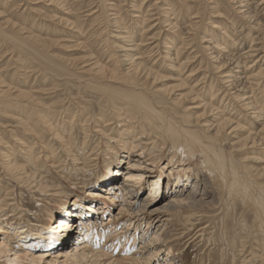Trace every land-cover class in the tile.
<instances>
[{"label":"rangeland","instance_id":"obj_1","mask_svg":"<svg viewBox=\"0 0 264 264\" xmlns=\"http://www.w3.org/2000/svg\"><path fill=\"white\" fill-rule=\"evenodd\" d=\"M237 1L64 0L63 4H50L49 0H0V221L3 226L7 225L9 229H14L15 226L25 229L27 227L28 240L36 236L35 233L39 229L42 232L58 234L69 230L78 222L76 241L65 244L67 249L51 246L48 260L56 255L59 249L74 251V244L82 242V239L87 240V235L84 231L80 232V228L93 224L98 230V236L94 238L97 245L90 243L92 247H103L115 256L111 259L99 257L96 259L97 264H107L111 260L113 264L116 261L119 264H132L131 255L133 258L141 256L140 264H264V145L251 146L246 128L254 132L260 129V125L246 114H233L245 128H225L220 132L224 135L221 137L218 133L216 137V143L224 141L222 148L227 165L224 169L219 168V172L208 173L201 170L203 154L199 150L194 157L189 158L180 146L176 147L167 137L163 136L162 140L158 133L153 137L154 141L143 140L147 148H144L145 155L153 150L152 142H156L155 148L157 147L158 151H153L155 164L150 165L152 170L147 171V175L140 180V188L131 185L128 192H125L127 194L122 197L132 200L135 196L133 203L129 204V209L142 210L139 223L132 222L128 226L127 220L133 216H129L126 208L119 211L120 202L115 201L118 199L111 201L104 197L107 183L102 180L103 176L107 178L114 174L117 160H120L125 151L120 142L123 136L122 139L119 136L109 139L107 135H115L122 130L124 133L125 130L114 124L112 127L115 128L112 129L115 131L111 129L101 135L103 123L97 124V120L99 117H104L103 120L109 119L108 115L114 109V103L110 102L126 88H136L149 95L152 101L162 100L158 106H164L162 108L166 116H175L177 120L186 117L192 121L193 129L198 126L197 122L202 116L206 119L209 117L208 111L203 112L201 106L210 101V78L213 79L212 82L216 81L219 75L217 67L224 61L223 58L215 60L213 57L214 51L217 50L212 47L215 45L214 41L221 44L219 46H223L227 53L236 54L237 51L246 50L250 41L246 37L242 47L235 46L234 41L231 43L229 38L235 39L233 34L236 30L243 26V33L252 36L255 35V27L264 30V15L244 17L243 8L246 5L239 7ZM240 1L241 5L246 2ZM248 1L249 6H253L261 0ZM107 3L110 4L105 5ZM93 4L97 12L90 17L86 9H90ZM134 14L145 17V22L142 24L139 18L135 20L136 18L132 17ZM195 15V18L190 19ZM191 22H195L196 26L189 25ZM114 31L124 32V36H128L134 44L141 42V38L144 39L142 45L135 50L140 52L145 64L137 72H133L134 66L129 67L132 65L130 60L122 62L116 57L117 48L111 44L113 40L110 36L116 33ZM263 34L255 43L264 44ZM181 36L185 38L183 45L180 43ZM205 40H210L212 45ZM166 45H170L173 50H169L167 59H164L168 52L164 47ZM177 46L180 47V52L175 57L174 49L178 48ZM134 61L136 63L138 60ZM246 63L249 64L248 61ZM148 67L151 68L149 73L143 71V68ZM192 71L198 73L189 81L186 76ZM108 72L110 76L107 75ZM204 73L209 78L205 80L202 93L193 98L191 93H188V88L196 77L197 80ZM262 84L264 89V79ZM8 86L11 89L6 90ZM19 91L27 93V96L22 97ZM255 95L254 104L258 101L255 106L262 112L264 93L255 91L253 97ZM219 99L215 98L214 106L224 109L228 103L224 99L220 106ZM17 101L20 105H17ZM114 105L117 106L116 102ZM46 108L51 111L50 124L36 123L35 129L40 128L39 130L30 132L25 126L17 123V118H22L26 109L34 116ZM231 108L230 106L225 110L226 115L231 112ZM261 115L263 117L264 113ZM88 117L91 119L88 122L91 132L88 131L84 153L86 156L90 152L95 154L94 157L91 155L83 160L79 158L86 136L82 124ZM94 122L96 127L93 126ZM154 123L158 124L160 120L155 119ZM248 124L252 126L251 129ZM212 142L216 144L215 141ZM233 142L236 143L230 145ZM27 145L32 147L34 152L29 161L28 156L25 157L27 154L24 155L25 149L29 150ZM12 148L15 149L14 155H11ZM37 153L40 162L36 164L33 158ZM4 154L7 157H4ZM136 155L137 153L131 152L125 160L127 165L125 163L123 167H129ZM8 156L10 160L16 159L18 165L26 168L34 181L27 184L19 182L15 178L16 172L6 170L4 163ZM76 160L86 164L85 174L79 170L80 166L76 165ZM106 163L110 165L107 166ZM229 163L237 168L240 177L246 181L244 185L249 188L245 192L239 184H232V175L228 173ZM171 170L173 173L169 174ZM126 173L128 172L118 173L117 185L123 184ZM172 174H178L183 180L185 174L193 181L207 180L205 185L210 196L198 203L193 211L184 212L182 215L173 214L176 209H171L172 215L154 212L156 207H161L165 200L172 196L170 191L178 189H174ZM168 175L171 178L168 179ZM167 179L169 181H166ZM42 181L52 184L58 191H45L41 185ZM83 181H86V184L80 183ZM193 181L189 182V189L201 192L203 187H198ZM145 199L147 201L143 207L141 202ZM96 203L107 205L108 208L99 210V207L95 206ZM80 210L85 216L81 217ZM109 215L116 222L110 227L111 234L104 238L102 229L108 226ZM8 232H0V237L8 235L10 246L17 248V234L12 236V233ZM155 232H158L160 237L158 244L147 246L145 243L150 241ZM42 239L46 237L43 236ZM122 247L124 252L120 249ZM149 249L158 252L150 259ZM42 250H46V247L36 249L35 252ZM147 259V263H144ZM58 262L55 264H62ZM0 264H8V261L0 258Z\"/></svg>","mask_w":264,"mask_h":264},{"label":"bare ground","instance_id":"obj_2","mask_svg":"<svg viewBox=\"0 0 264 264\" xmlns=\"http://www.w3.org/2000/svg\"><path fill=\"white\" fill-rule=\"evenodd\" d=\"M49 1H50V4L54 3V2L55 3L59 2L60 4L64 3V0H49ZM104 2H106V0H104ZM248 2L249 1L246 0L245 4H243V5H241L242 1H240V0L236 2L240 5L239 7H245V5H246V7L243 8L244 9L243 15H245L244 17L250 18L253 15L254 16L264 15V12H262V10L264 9V0H261L259 3H255V5H253V6L252 5L249 6ZM108 4H110V3H107L105 5H108ZM86 12H87L88 16H90V15L92 16L95 12H97L95 5L90 7V9L89 8L86 9ZM88 13H90V14H88ZM113 14H115V13H113ZM132 17L136 18L135 20H137V18H139V20L141 19L142 24H143V21L145 22V17H139L138 15L136 16L135 14ZM195 17H196V15L191 16L190 19H193ZM259 21H261V20H259ZM259 21H256V23H258ZM242 24H244V23H242ZM252 24H254V23H252ZM172 25H174V27L176 26L175 24H172ZM189 25H191L193 27L196 26L195 22L194 23L191 22ZM254 26H256V25H254ZM254 26L252 28H254ZM110 28H112V27H110ZM242 29H243V26H241L239 30L235 31V33L233 34L235 36L234 37L235 39H233L232 37L229 39L231 40V43H232V41H234L233 44L235 46H238L241 44L243 45L245 43V38L247 37V39L250 40L249 45H248V47L246 46L247 49L244 50L243 52L241 50V51H237L238 53H236V54H230V53H227L225 50H223L224 47L223 46H222L223 48L220 47L219 45H221V44H219L217 41H214L215 45H212L210 40H209V42L207 40H205V42H208V44L210 43V45H212L213 48L217 49L214 51L215 56H213L216 58L215 60H217L218 58H220V59L223 58L224 61L220 66L217 65L218 66L217 68L219 69L218 70L219 75L217 76L218 78L216 77V81L212 82L213 79L210 78V82H209L210 87L209 88L211 90L210 93H212V97L210 98V101L206 104H203V106H201L203 109V112L206 111L205 113H207V111H208L209 117L206 119L202 116L199 119V121L197 122L198 126H196L194 129H193V127H194L193 124H191L192 121L188 120V118L183 117V118H179V120H177V119H175V116H172V115L166 116L164 108H162L164 106H162V107H160L161 105L158 106V104L162 103V100L161 101L160 100H156V101L153 100L152 101L150 99L151 97L149 95H145L143 92L136 90V88H134V87H133L134 89L126 88L125 90H123V92H121L120 95H118V97L116 99L114 98L115 100L113 102L109 99V101H111L110 103L115 104V102H116V104H117V106L112 104V106H114V109L111 110L110 115H108L109 119L103 120L104 117L98 118L97 124L103 123V126L100 129L101 135L105 134L106 131H109L112 128H115V127H112L114 124L120 125L121 129L125 130L124 133L122 132L123 131L122 130L118 134L116 133L115 135L114 134L113 135L112 134L107 135V137L109 139L112 138L113 136L114 137L119 136V138H121V136H123V140H120V142H122V148L125 151H124V155L120 158V160H119V158L117 160L118 163L116 164L114 174L111 172L112 175H109V177H107V178L105 176H103L104 178L102 180L104 183H107L106 195L104 197L111 200V201H113L114 199H118L115 201L120 202L119 211L121 212V210L126 208V210L129 211V216H131V215L133 216V218L130 217L131 219L128 218V220H127L129 222L128 226L132 222L133 223H135L136 221H137V223L140 222L139 215H141L140 213H142V210L134 211L132 209H129L130 208L129 204L133 203L132 200L135 198V196L132 197V200H127V197H125V198H122V197L124 194L125 195L127 194L125 192H126V190L128 192L129 186L137 185L138 188H140L139 187L140 180L143 179L145 177V175H147V173H148L147 171L152 170L151 166H153L155 164V161H156V158L154 156L155 154L153 153V151L155 149L156 150L158 149L157 147L155 148L156 142H152V149L153 150H151V147H150V150H151L150 153H148L149 152L148 151L147 152L148 154L145 155L144 148H146V146L144 145L143 140L148 141L150 139H153V137L158 133L157 135H160V137H162V140H163V136H164V137L171 139L174 142V144L176 145V147L180 146V148L182 149V152L184 151L189 158L194 157L195 153L198 152V150H199V152H201L204 155V156L202 155V158H203L202 161L203 162L201 163L202 169L201 168L200 169L205 170L208 173L219 172V168L224 169L227 165H226V158H225L226 156L224 155L223 148H222L224 141H219L218 143H216V137L218 136V133H220L221 130H224L225 128H230V127H231V130L238 129L239 127L245 128L243 125L242 126L240 125V122H239V120H237V117L233 115L235 113L237 116H239L241 114L242 115L246 114L255 123H257V122L259 123L260 129L258 131L254 130V132H253V131H249L246 128L247 137L250 138V141L252 144L251 146H253L254 144L264 145V116L262 117L263 114L261 115V113L262 112L264 113V111L261 112L259 107L255 106V104H258V101H257V103L254 104V100L256 98V95L253 97V93L255 91H260V92L264 93V89L262 87V85H263L262 81L264 79V44L262 42L255 43L256 41L261 39L260 37L262 36V33H264V30H260L259 28L255 27V29H254L255 35L252 36L249 33L248 34L243 33ZM114 32H116V33L114 35H110V36L113 40V41H111V44L115 47V49L117 48L116 52L118 55L116 54L117 56L116 55L115 56L118 57L120 59V61H122V62H126V61L128 62V60H130L129 62L132 63V65H130L129 67L134 66L132 68V70H133V72H137L140 69V67L144 66L145 64H144V58L142 56H140V52H137L135 50H137V48L142 45V43L144 42V39L141 38V40H140L141 42H139L138 44H134V43H131V40L128 36H124L125 35L124 32L123 33L120 31H114ZM111 34H112V32H111ZM181 37H180V41H181L180 43L183 45V44H185V38H183V37L181 38ZM218 38H219V36H218ZM218 38H217V40H218ZM169 41H171V39ZM150 42H153V41H150ZM111 44H110V46H111ZM120 44H122V45H120ZM144 45L146 46L147 44L144 43ZM242 45H241V47H242ZM164 47L168 49V52H166V54L164 56V59H167V55L169 54V50H171L172 48L170 45L169 46L166 45ZM179 49H180V47L174 49L175 57L178 56V53L180 52ZM238 49H240V48H238ZM133 51H135V53H132ZM118 52H121V54H119ZM134 59L138 60V61L135 63ZM247 61L249 62V64L246 63ZM257 67H259V68L257 70H255ZM143 69H144L143 71L149 73L151 68L148 67V68H143ZM100 70H101V68H100ZM119 70H120V68H119ZM102 72H103V70H102ZM95 73H97V71H95ZM197 73L198 72L192 71V72L188 73L186 78L189 81H191L192 78L197 75ZM104 74H105V72H104ZM107 75H109V72ZM113 75H114V73H113ZM207 77L208 76H206L204 73L203 76L197 80H196V78H197L196 77L193 81L194 83L189 86L188 93H191L193 98L198 97L200 95V93H202V91H203L202 88L205 86V82H206L205 80ZM215 84L216 85L218 84V86H215ZM207 85H208V82H207ZM6 88H7L6 90L11 89V87H9V86ZM28 93L30 94L31 92H28ZM19 94L22 95V97L27 96V93H25V92L19 91ZM32 95H34V94L32 93ZM28 97H30V96H28ZM217 97H218V99L220 98L219 99L220 100L219 101L220 106L223 104L224 99L227 101L226 103H228V105H225L223 107L224 109H220L221 107L218 108V107L214 106L215 105L214 100ZM17 103H18V101H17ZM165 103H167V102H165ZM17 105H20V102ZM230 106L232 107L230 109L231 112L228 115H226L227 113L225 112V110L228 107L230 108ZM207 107H209V110H207ZM225 107H227V108L225 109ZM26 110H25L26 113H25V115H23L22 118L19 119L20 116L17 118L18 119L17 123L25 126L26 129L29 130L30 132L40 129V128L35 129L36 123L39 125L40 124L44 125L50 121V115H51L50 112L51 111H49L48 108L42 110L41 113L37 112V114H35L34 116L32 115L31 112H28L29 111L28 109H26ZM175 113H177V112H175ZM155 119H157V121L160 120V123H158V124L154 123ZM161 120H162V122H161ZM83 121H84V123L82 124V128L84 129L86 136L84 137L85 139L82 142L83 145H82L81 149H83V150H81L82 152L80 151V153H82V154H80L81 156L79 158L80 159L82 158L84 160L86 157H89L91 155H93V157H94L95 152H90L88 154V156H86L84 153L85 152L84 148L87 146V141H88V139H87L88 138L87 134L89 131L88 122L91 121V119H90V117H88V118L84 119ZM49 124H50V122H49ZM97 124H96V122H94L93 126L96 127ZM194 125H196V124H194ZM252 125H253V123H252ZM248 127H250V125ZM251 127H250V129H251ZM97 128H95V129H97ZM112 130H114V129H112ZM61 131H62V128H61ZM117 131H119V130L117 129ZM158 131H160V132H158ZM89 132H91V131H89ZM151 134H153V135L151 136ZM220 135H221V133H220ZM223 135L224 134H222L221 137ZM37 136H39V135H37ZM94 136H96V134ZM152 141H154V139ZM212 141H215L216 144H213ZM150 143H151V141H150ZM235 143L236 142H233L230 145H233ZM27 147H29V146L27 145ZM148 147H149V145H148ZM14 150L15 149L12 148L11 155H14V152H13ZM156 150L154 152H156ZM131 152L137 153V155L135 156L136 159H134L131 163H129V167L128 166L123 167V164L126 163V165H127V161H125V160H127V158L130 156ZM33 153L34 152L32 150V147H29V150L25 149L24 155L27 154L25 157L28 156V161L31 160V158H32L31 155ZM52 153H53V151H52ZM111 153H113V152H111ZM114 154L116 155V153H114ZM72 156H73V154H72ZM4 157H7V155L4 154ZM29 157H31V158H29ZM173 158H174V156H173ZM33 159H35L34 161H36V164L40 162V156H38V153L35 155V157ZM53 159H55V158H53ZM49 160H50V158H49ZM231 161L232 160L230 159V162ZM74 162H75V159H74ZM51 163H53V162H51ZM229 164H230V168H229L228 173L230 175H232V178H233L232 184H235V185L239 184L240 188L243 189L242 191L245 192L249 188V187H246L244 185L246 181L244 182L242 177H240V175L238 174L237 168L234 165H232L231 163H229ZM76 165L80 166L79 170H81L85 174L84 171H85L86 164L83 165V162L77 161ZM106 165L109 166L110 164L106 163ZM4 166H5L6 170L16 172L15 178L19 182H23V183L27 184V183H31V181H34L31 177L32 175H30L28 173L26 168L17 164L16 159L10 160V158L8 156V158H6V162L4 163ZM49 166H51V165H49ZM56 167H58V166H56ZM188 170L189 169L187 168V171ZM123 172H128V173H126L124 175L125 178L123 180L124 182H122L123 184L120 183L117 185L116 181H117V178L119 176L118 173H123ZM183 172L186 173L185 169H183ZM171 173H173L172 170H171V172H169V174H171ZM173 175L174 174H172V180H174L173 181L174 189L178 188L177 191H175V190L170 191L172 193V196H170V198L165 200L164 204L161 207H156L153 210L154 212H165L167 214H170L171 209H176L177 211H173L174 212L173 214L182 215L184 212L193 211L198 203L203 202V200H205L206 198H208L210 196L209 190L207 189V187L205 185L207 183V180L199 179V180L193 181V180H190L191 177L189 178L188 175H186V174H185L186 177L183 180V179H181V177L178 174H176L174 176ZM169 177L171 178V176L168 175V179H169ZM78 178H79V176H78ZM82 178H84V177H82ZM168 179L166 181H169ZM38 180H40V179H38ZM46 181H42L43 183L41 182L42 188L45 189V191H52V190L56 191L57 188H54V186H52V184H49ZM190 181H193L194 183H196L198 187L201 185L203 187L202 191L199 192V190H197V189H196L197 191L193 190V189H189L188 185H189ZM201 181H202V183H201ZM38 183H40V182H37V184ZM80 183L86 184V181H83ZM121 189L123 190L122 192H121ZM168 189H170V188H168ZM117 190H119L118 193L116 192ZM57 191H58V189H57ZM146 201H147V199H145L141 202V203H143V207H145ZM5 202H7V201H5ZM260 205H262V204L260 203ZM95 206H97V208L99 207V210L108 208L107 205H103L102 203L101 204L96 203ZM80 212L79 213L81 214V217H82V215L85 216V214H83L81 210H80ZM170 215H172V214H170ZM108 218H109L108 226H106V224H105L106 227L104 229H102L103 230L102 234H103L104 238H106L107 236H109L111 234L110 227L112 226V223L114 222L112 219V216L110 217V215H109ZM79 219L80 218H78V220ZM165 221H166V219H165ZM85 222H87V220ZM3 223H5V222H3ZM77 224H78V222H76V224H73L69 230L67 229L66 231H62L60 233L57 232L58 234L52 233L50 231L42 232V230L39 229V230H37L38 232L35 233L36 236L27 240V238L29 237V235L27 234V227L25 229V227H16L15 226L14 229H9L8 227H6L7 225L3 226L2 222L0 221V232L6 233L7 231H9L8 233H12V236H13V234H17L18 243H19V244L18 243L17 244L20 247L22 246V248H20V247L18 248V246H17V248L16 247L12 248L9 244V238L10 237L8 235H6L4 237H0V258H4L5 261H8V264H24V263H28V264H55L58 261L62 264H97L96 259L99 257H102L104 259H106V258L111 259L114 256V254H111L110 251H105V249H103V247L101 249H99V247L93 248L92 245L90 244V243L95 244L96 242H94L95 241L94 238L96 236H98V230H96L94 228L93 224H87L86 226L83 225L82 227L84 229L80 228V232L84 231V233L87 235L86 239L87 240L89 239L88 241L85 239L83 241V239H82V242H79L78 244L77 243L74 244V246L72 247V248H74V251H73V249L72 250L71 249L63 250V249H67L64 247L65 244L74 243L76 241L75 238L78 237V235L76 233L79 232V227L77 226ZM124 225H126V223ZM126 229H128V228L126 227ZM89 230H90V232H89ZM159 230H160V228L158 229V231ZM43 236L46 237V239H42ZM14 237H16V236L14 235ZM159 240H160L159 234H158V232H155L153 237L150 238V241L149 242L147 241V243H145V242L144 243L147 246H149V244L156 246L158 244ZM145 244H144V246H145ZM95 245H97V243ZM51 246L59 247V248L64 247V248L62 250L59 249L58 251H56L57 254L48 260L47 257L49 255H51V252L50 253L48 252L50 249H52ZM155 246H152V247H155ZM45 247H46V250H42L41 252H38V253L35 252L36 249L45 248ZM109 247H110V245H109ZM130 248H132V247H130ZM120 249L123 250V247ZM126 250H128V249H126ZM149 250L151 253H149L150 257L148 259L152 258L153 255L155 256L158 253L157 251H154L153 249H149ZM123 252H124V250H123ZM134 254H135V252H134ZM170 255L171 254H169V256ZM118 256H119V254H118ZM118 256H117V258H118ZM127 258H128V256H127ZM141 259H142L141 256L138 258H135V257L133 258V255H131V261L134 264H140L139 261ZM148 259L145 260L144 263H147ZM167 259H169V258H167ZM124 262H126V260ZM107 264H113V261L111 260ZM115 264H119V263L116 261ZM165 264H168V263H165ZM169 264H171V263H169Z\"/></svg>","mask_w":264,"mask_h":264}]
</instances>
